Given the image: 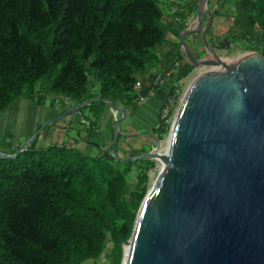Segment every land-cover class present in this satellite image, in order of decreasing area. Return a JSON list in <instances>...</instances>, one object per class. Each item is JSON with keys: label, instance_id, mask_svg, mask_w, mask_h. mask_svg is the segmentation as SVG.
I'll return each instance as SVG.
<instances>
[{"label": "trees", "instance_id": "obj_1", "mask_svg": "<svg viewBox=\"0 0 264 264\" xmlns=\"http://www.w3.org/2000/svg\"><path fill=\"white\" fill-rule=\"evenodd\" d=\"M162 1L0 0V114L22 98L58 112L97 96L138 107L139 89L170 43ZM254 3L264 56V0ZM177 55L180 81L193 67L183 49ZM105 106H82L79 120L64 122L60 142L39 146L38 132L17 156L19 145L0 155V264H98L103 255L104 264H121L156 161L120 159L129 135L119 131L115 141L112 130L106 139L98 127ZM170 127L159 113L147 151ZM80 143L98 154H85Z\"/></svg>", "mask_w": 264, "mask_h": 264}, {"label": "water", "instance_id": "obj_2", "mask_svg": "<svg viewBox=\"0 0 264 264\" xmlns=\"http://www.w3.org/2000/svg\"><path fill=\"white\" fill-rule=\"evenodd\" d=\"M220 2L228 1L207 7L211 16L205 25L208 0H199L197 25L180 34L187 63L208 68L183 94L166 151L155 141L148 152L120 158H158L163 164L139 207L121 264H264V56L248 51L227 62L210 45L207 30ZM195 33L208 48L199 47L201 57L186 41ZM94 100L127 116V106L97 96L41 128ZM122 119L114 124L115 141Z\"/></svg>", "mask_w": 264, "mask_h": 264}, {"label": "rangeland", "instance_id": "obj_3", "mask_svg": "<svg viewBox=\"0 0 264 264\" xmlns=\"http://www.w3.org/2000/svg\"><path fill=\"white\" fill-rule=\"evenodd\" d=\"M226 1H228L227 4L225 5L228 8L226 12H227V17H229V19L225 20L222 26L216 23L218 19L216 18L213 22L211 30L207 33V40L209 41L210 45L216 49L217 45L214 42L215 39L217 38V35L212 34V31L213 29L216 30V28H219L217 29L218 33L220 32V30H223V34L221 35L222 36L221 40L225 39V37L228 38V40L230 41V46L229 49L227 50H221V54L227 62H232L240 55L248 51H256V50L259 51L260 46L259 45L254 46V44L248 43V41L244 39V33H242L243 30L240 28L239 25H237L238 23H236V19L241 18L240 15H238L239 14L238 10H230L234 2L232 1L229 2V0ZM254 1L255 0H248L247 5H248L249 14L247 16V20H248L247 24L250 28H254L259 32V29L257 27V22L255 19ZM170 2L171 0H163L161 3L162 8L168 6ZM172 6L173 7L176 6V8L177 7L180 8L182 13L185 15L183 17V19L185 20V18L187 17L186 16L187 13H185L183 9L186 10L189 9V5L186 3V1L177 0L176 4H173ZM194 14L195 11L191 13V15L193 16ZM208 15L209 14H207L206 16V22H209L210 20V18L208 19ZM172 31L175 33V29L170 27V31L168 32L169 33L168 35H170V32L174 34ZM194 35H195V40H193ZM224 35L226 36L223 37ZM177 39L178 41L176 43V46L178 47L179 42H181V40L178 37ZM186 41L189 47L195 46L194 44L196 42V44H198L200 48H202V46L204 49L207 48L204 44L201 34L199 33L186 36ZM180 46L181 49H183L182 45ZM247 48H254L256 50H247ZM207 68L208 67L205 66L197 67L193 69L187 77L181 79L180 81H178L177 78L173 79L172 77H168L166 81L156 91V94L158 93V98L165 95L167 89H169L171 86L180 85L181 88L178 97L180 100L183 94L185 93V91L187 90L188 86L192 82V80L201 71L206 70ZM151 101L145 100L142 103H140L138 107H134V106L127 107L126 117H124L123 113L117 111L113 107L105 106L103 115L100 121H98L99 122L98 127L102 132V134L106 137V139L108 140L111 139L112 130H114V124L120 118L123 119L120 122L119 131L122 134L129 135L127 137V141H124L123 143L124 148L123 151H121L122 154L121 158L131 157L134 155V152L137 150L142 151L141 153L148 152L147 149L150 146L149 145L150 140L148 139V136L152 132V128L157 125L159 112L161 113V110H159L160 104L158 101L154 102L153 107H148L149 102ZM61 106L65 107L68 105H59V109H58L59 111L63 109V107ZM60 112L56 111L55 109H51V110L45 109L42 106H37L33 104L32 101H28L22 98L12 109L4 112L3 114H0V152L8 156L19 145V148L17 149L18 151L22 144L30 143L36 137L37 134L33 139H32L33 137L32 135L38 132L40 134L39 146H47L52 143L62 141L65 138V134H66V132H64L63 129L64 122H67L68 120L71 119L74 121L79 120L80 115L78 114V112L74 114H70L65 118L53 121L51 124L48 125L49 126L48 130L46 129L43 130L40 128L45 121H47L48 119H52L56 114ZM175 114H176V109L173 115L171 116L170 120L168 121L169 123L172 124ZM39 122L41 123L40 125H38ZM168 136L169 133L166 134L163 139L157 141L159 143L160 152L166 151L168 144ZM95 140L99 141L101 145H104L103 143L104 140L102 139L101 136H96ZM78 148L82 150V152H84L85 154H89V155H97L99 152L98 147L89 143H80L78 145ZM154 160L156 161V166L149 171V182H148L149 189L152 187L163 165L162 162H160L161 161L160 159L155 158ZM111 246L112 243H109V247ZM109 262L110 260L103 255L99 259L98 264H104Z\"/></svg>", "mask_w": 264, "mask_h": 264}, {"label": "crops", "instance_id": "obj_4", "mask_svg": "<svg viewBox=\"0 0 264 264\" xmlns=\"http://www.w3.org/2000/svg\"><path fill=\"white\" fill-rule=\"evenodd\" d=\"M185 1L189 5L188 10L183 9L184 12L187 13V15H186L187 17L185 18V20L183 19V17L185 15L182 13L180 8L179 7L176 8V6L175 7L172 6L173 4H176L177 0H171V2L169 4L170 6L168 5V6L164 7L165 20L170 24L171 28H174L175 31L176 30L179 31L180 34L184 29L189 28V27H194L198 23L197 22L198 21L197 10H198L199 0H185ZM217 2H218V0H208V3L205 5V7H204L205 8V17H204V19H205L204 24L205 25L208 24V22H206L207 14H209L208 19L211 16V11L209 8L214 9L217 5ZM232 2H234V4L230 8V10H238V13H239L238 15H240L241 18L240 19L235 18V19H236V23H238L237 25H239L240 28L243 30L242 33H244V39L246 41H248V43L254 44V46L258 45L259 40H260V33L257 30H255L254 28H250L247 24L248 23L247 16L249 14L248 13V5H247L248 0H235V1L232 0ZM219 4L220 5L215 10V15H214V18L212 21V25H213L214 20L216 18H218L216 23L223 26L224 21L229 19V17H227V12H226V10L228 8L225 5L227 3L220 2ZM208 6H209V8L207 9ZM193 11H195L194 16L191 15V13ZM217 29H219V28H216V30L213 29L212 34H216L217 36L222 35L223 30H220V32L218 33ZM168 39L170 40V43L164 48V53L161 54L162 61H161L159 68L154 69L151 72L149 79H147V81L145 83L146 86L144 88L142 87L139 89V93L141 94V96L145 97L146 101L152 100L151 102H149L148 107H153L154 102L158 101L160 104L159 110L162 109L166 98L170 95L168 93L173 86H171L169 89H167L166 94L161 96L160 98H158V93L156 94V92L153 91V93L151 94V90H149V89H150V87H152L154 80H156L158 77L165 76V81L168 77H172L173 79L176 78V75H177L176 73H177L178 66H179V59L177 57L178 56L177 54L179 53V51L181 52V50H182L181 48L179 49L176 46V43L178 41L176 33L172 34L170 32V35H168ZM194 39H195V35H194L193 40ZM247 50H256V49L247 48ZM151 98H153V99H151ZM139 105H140V103H139ZM1 114H3V113H1Z\"/></svg>", "mask_w": 264, "mask_h": 264}, {"label": "built area", "instance_id": "obj_5", "mask_svg": "<svg viewBox=\"0 0 264 264\" xmlns=\"http://www.w3.org/2000/svg\"><path fill=\"white\" fill-rule=\"evenodd\" d=\"M165 81V76H161V77H158L156 80H154V83L153 84H156V85H162ZM141 86V82L138 81L136 83V88L139 89ZM152 89V87H151ZM179 92H180V89L176 90V93L172 94V95H169L166 100H165V103L161 109V117L164 118L166 121H169L171 116L173 115L175 109L177 111L178 107L180 106V102H181V99L179 100ZM153 93V91L151 90V94ZM145 97L142 96L139 100V103H142L143 101H145ZM66 103L68 104L69 101L68 99H66Z\"/></svg>", "mask_w": 264, "mask_h": 264}, {"label": "flooded vegetation", "instance_id": "obj_6", "mask_svg": "<svg viewBox=\"0 0 264 264\" xmlns=\"http://www.w3.org/2000/svg\"><path fill=\"white\" fill-rule=\"evenodd\" d=\"M199 34H201V33H199ZM221 36V35H220ZM226 35H224L223 37H225ZM197 37V36H196ZM222 39V36L221 37H218V38H216L215 39V42L214 43H216V45H217V50L218 51H220V53H221V50H227V49H229V46H230V41L228 40V38H226L225 37V39H223V40H221ZM195 46H193V47H191V49H192V51H193V53H194V55L195 56H197V57H201V56H203L202 54V52L201 51H199V46H197L196 44H194ZM202 49H204L203 48V46H202V48L200 49V50H202ZM183 62L184 63H187V61L185 60V58H184V56H183ZM188 64V63H187ZM193 68H192V70L193 69H195V67L194 66H192Z\"/></svg>", "mask_w": 264, "mask_h": 264}, {"label": "bare ground", "instance_id": "obj_7", "mask_svg": "<svg viewBox=\"0 0 264 264\" xmlns=\"http://www.w3.org/2000/svg\"><path fill=\"white\" fill-rule=\"evenodd\" d=\"M161 162V161H160ZM163 166V165H162Z\"/></svg>", "mask_w": 264, "mask_h": 264}]
</instances>
